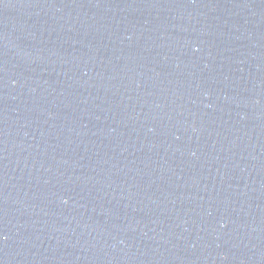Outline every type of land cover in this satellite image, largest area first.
<instances>
[{"label":"water","instance_id":"obj_1","mask_svg":"<svg viewBox=\"0 0 264 264\" xmlns=\"http://www.w3.org/2000/svg\"><path fill=\"white\" fill-rule=\"evenodd\" d=\"M0 264H264V0H0Z\"/></svg>","mask_w":264,"mask_h":264}]
</instances>
